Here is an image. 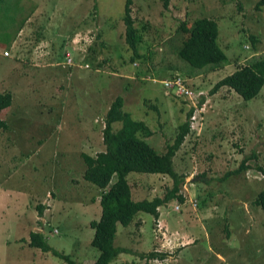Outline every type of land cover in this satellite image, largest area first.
Listing matches in <instances>:
<instances>
[{
    "label": "rangeland",
    "instance_id": "1",
    "mask_svg": "<svg viewBox=\"0 0 264 264\" xmlns=\"http://www.w3.org/2000/svg\"><path fill=\"white\" fill-rule=\"evenodd\" d=\"M255 1L132 0L140 54L132 60L123 36V0L0 4V92L11 94L10 105L0 110L8 125L0 130V264H69L60 253L76 262L99 255L90 220L100 216V190L83 179L80 154L95 157L104 150L103 118L115 96L131 119L147 125L151 135L138 137L158 154L198 106L195 131L173 158L185 177L181 193L198 205L160 206L165 233L158 235L156 217L143 211L125 226L117 223L113 245L129 251L109 264H264V219L250 204L264 187V84L246 101L228 87L209 94L216 81L264 51V5L255 10ZM238 2L243 13L234 11ZM200 17L217 23V43L229 59L218 69L194 68L177 54L187 34L181 23L190 26ZM162 54L177 65L169 69L155 59ZM67 58L73 66L61 76ZM175 73L187 78L194 99L156 81ZM252 153L256 158L245 162L244 173L226 176ZM126 181L132 201L162 197L172 185L158 174L130 173ZM168 211L180 215L164 219ZM31 230H40L58 254L30 247ZM154 249L168 255L140 256Z\"/></svg>",
    "mask_w": 264,
    "mask_h": 264
},
{
    "label": "trees",
    "instance_id": "2",
    "mask_svg": "<svg viewBox=\"0 0 264 264\" xmlns=\"http://www.w3.org/2000/svg\"><path fill=\"white\" fill-rule=\"evenodd\" d=\"M5 1L0 0V4ZM131 3L132 0H123V14L121 17L124 41L131 51L130 60L140 57L137 48V29L134 27V20L130 14ZM166 3L167 0H164V4ZM263 5L264 0H256L253 8L257 10ZM243 10L241 2L236 3L234 11L243 13ZM251 17L254 22L258 18L254 14ZM181 28L187 33L178 48L177 54L181 60L198 69L206 67L218 69L223 64L228 63L229 59L217 43L218 27L214 20L208 17H200L195 19L190 26L182 22ZM254 40L253 36H250L251 43L254 44ZM88 48L91 50V45ZM253 56L255 57L250 59L249 62L247 61V64L239 66L230 74L216 81L209 94L215 93L221 87H228L245 101L256 96L264 84V51ZM86 58L92 60L91 57ZM155 59L166 62L170 67L169 69H173L177 65L174 61L175 58L168 57L165 54ZM63 63L61 62V65ZM65 64L67 69L64 72L61 71V76L69 72L70 66H73L70 62H65ZM86 66L88 67V64ZM169 79L172 81L181 79L182 82L184 81L186 85H189L187 78L179 75V73H175ZM153 80L156 79L153 78ZM156 81L158 82V80ZM203 99L204 96H201L199 104ZM10 103V92H0V110L8 107ZM152 107L156 108L155 106ZM193 110L194 107L188 110L187 119L179 126V131L172 143H167L165 151L162 154H158L149 143L138 137L139 133H142L143 136L151 135L147 125L143 121L131 119L129 113L122 109V98L115 96L103 118L102 143L104 150L97 153L95 157L80 154L82 155L80 159L86 165L83 179L101 190L99 200L101 207L100 216L97 219L90 220V225L94 229L91 244L97 247L100 252L96 258H87L79 262H74L67 255L60 253L59 255L69 264H109L119 253L129 251L124 247L113 245L117 223L125 226L140 211L152 214L157 218L159 216L158 207H165L171 202H183L184 198L181 188L185 177L174 169L173 158L180 150L185 136L190 132L189 118ZM114 123H118L119 126L114 128ZM7 128V123L0 119V130H6ZM250 158L255 159L256 155L252 153L249 157H246L238 169L229 172L226 176H238L244 173L247 169L244 164ZM130 173L167 176L171 179L172 185L166 189L162 197L132 201L130 200V187L126 181V177ZM262 173L264 174V170H262ZM250 204L260 208L264 219V187L253 196ZM38 210L39 214H41L43 206H38ZM231 213L235 214L237 210ZM229 217V214L224 217L225 228L227 226L226 221L230 220ZM28 245L39 248L42 251L51 250L54 254H58L50 249L40 230L30 231ZM167 255V252L154 250L140 254L141 257L158 260L165 259ZM216 258L218 259L217 256Z\"/></svg>",
    "mask_w": 264,
    "mask_h": 264
},
{
    "label": "clouds",
    "instance_id": "3",
    "mask_svg": "<svg viewBox=\"0 0 264 264\" xmlns=\"http://www.w3.org/2000/svg\"><path fill=\"white\" fill-rule=\"evenodd\" d=\"M164 80H166V79H160V80H158V82H160L161 84H163V81ZM164 85V84H163ZM186 85V84H185ZM186 87L187 88H189L191 91H192V98H189V97H187V96H185V95H181V94H179L178 93V95H180L182 98H185V99H189V100H192V99H194V96H195V94H194V90L189 86V85H186ZM168 88V87H167ZM170 89H172V88H170ZM179 97V96H178ZM194 108L195 109H197L198 108V106H194ZM200 109H202V106L200 107ZM194 114H192L191 115V117L193 116ZM191 117H190V119H189V127H190V131L192 132V131H195L193 128H191V124H192V122L195 120V115H194V120H191ZM185 181V180H184ZM100 190V189H99ZM100 193H101V190H100ZM183 198H184V200H183V202H177V203H175V204H177V207H180V204L181 203H189V204H192L195 208L197 207V205H198V203H197V201H196V199H189L188 197H186L185 195H183ZM99 200H100V196H99ZM174 204V205H175ZM159 208V207H158ZM172 211L174 210L173 208L171 209ZM155 220H157V223H156V225L158 226V228L159 229H157V230H155V232H154V234H160V233H165V231L163 230V229H161V227H163L160 223H159V216L157 217V218H155ZM166 227H169L168 225L166 226ZM52 231H56V228L55 227H53L52 228ZM162 246L164 247L165 246V244L164 243H162ZM154 251H157V252H160V250H157V249H154ZM146 259H147V257H145ZM148 260H151V259H148ZM74 262H76V261H74ZM79 262V261H78Z\"/></svg>",
    "mask_w": 264,
    "mask_h": 264
},
{
    "label": "built area",
    "instance_id": "4",
    "mask_svg": "<svg viewBox=\"0 0 264 264\" xmlns=\"http://www.w3.org/2000/svg\"><path fill=\"white\" fill-rule=\"evenodd\" d=\"M66 60L69 62L68 58ZM163 84L168 88L177 89L178 93L181 95L192 98V91L186 87L184 81L182 82L181 79H177L174 81H172L171 79H166L163 81ZM191 120H194V115L191 117Z\"/></svg>",
    "mask_w": 264,
    "mask_h": 264
},
{
    "label": "crops",
    "instance_id": "5",
    "mask_svg": "<svg viewBox=\"0 0 264 264\" xmlns=\"http://www.w3.org/2000/svg\"><path fill=\"white\" fill-rule=\"evenodd\" d=\"M12 40V38L10 39V44H11V41ZM85 42H80V44H79V48H84V46L86 45V44H84ZM87 64H84V65H77V66H75V67H80V66H82V67H87L86 66ZM99 202V201H98ZM161 207H163V206H161ZM169 213H168V215H164V219L166 218L167 220L170 218V217H172L171 215H180V214H177V213H175V212H172V213H170V211H168ZM160 213H159V219H160ZM165 222H167L168 223V221H165ZM140 224V223H139ZM169 226V225H168ZM170 227V226H169ZM28 241H29V233H28Z\"/></svg>",
    "mask_w": 264,
    "mask_h": 264
}]
</instances>
